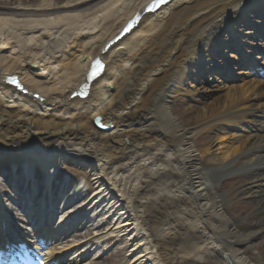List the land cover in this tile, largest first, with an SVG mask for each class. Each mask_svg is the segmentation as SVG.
Masks as SVG:
<instances>
[{
    "label": "bare ground",
    "instance_id": "1",
    "mask_svg": "<svg viewBox=\"0 0 264 264\" xmlns=\"http://www.w3.org/2000/svg\"><path fill=\"white\" fill-rule=\"evenodd\" d=\"M52 1L8 5L0 13V155L22 154L40 164L47 185L52 183L42 197L32 196L31 183L25 185L30 193L23 201L31 215L22 211V220L29 223L19 225L16 233L13 212L22 209V191L10 215L0 201L3 245L19 247L17 258L30 250L39 254L36 264H89L97 253L91 255L85 243L90 246L103 236L101 218L91 215L105 212L117 216L107 232L121 235V241L126 238L132 264H264V249L257 259L245 251L264 238V176L243 188L260 204L261 217L252 224L241 225L227 215L224 195H209L226 175L264 172V79L242 67L259 58L254 53L261 45L241 40L235 31L250 12H257L256 6L264 8V0H173L145 15L108 53V42L152 0H105L89 9L84 7L95 0L63 6ZM222 32H230L237 43L229 41L231 36L222 38ZM232 43L247 56L233 50L228 57L227 51L218 54ZM220 56L233 69L241 66L235 76L243 83L204 102L198 90L187 87L188 79L209 72L214 57ZM98 57L108 65L104 75L91 84L87 99H72L88 82ZM12 76L20 78L29 95L7 83ZM36 94L40 100L34 99ZM180 95L195 114L192 120L181 121L167 105ZM97 118L104 131L96 127ZM207 129L214 132L216 149L198 154L191 137ZM245 154L254 160L236 168ZM204 156H209L208 166L201 167L198 158ZM68 157L91 169L95 187L90 200L77 205L90 216L74 215L71 226L65 224L75 209L57 216L62 209L57 207L71 205L82 187L70 192L71 180H59L51 171L53 161ZM43 205L53 211L52 220L57 212L56 227L55 221L41 219L34 227L32 220L41 216ZM83 221L89 227L85 241L64 244L70 229ZM45 233L47 239L37 243ZM20 243L34 245L30 249ZM12 259L16 256L6 260Z\"/></svg>",
    "mask_w": 264,
    "mask_h": 264
},
{
    "label": "rangeland",
    "instance_id": "2",
    "mask_svg": "<svg viewBox=\"0 0 264 264\" xmlns=\"http://www.w3.org/2000/svg\"><path fill=\"white\" fill-rule=\"evenodd\" d=\"M45 0H36L31 1L28 3L26 0H0V13H2L5 6L8 5L10 7H17L20 5H40L43 4ZM86 0H53L52 2L56 4L57 6H63V5H73L78 2H82ZM105 0H95L91 1V3L84 7V9L93 8L96 5L101 4ZM51 2V3H52ZM263 5L256 6V13L250 12L251 16L249 18H246V22H244L243 26L236 27V32L240 33L241 35H244L250 33L249 30H253L254 27H258L259 24H257V21L259 18L257 17L258 11L260 14H264V8H262ZM34 7V6H33ZM249 13L246 14V17L249 16ZM255 21V22H254ZM255 30V29H254ZM223 38V36H222ZM222 52V51H219ZM215 63L210 64V70L209 72L202 71L200 74H198V77H195V79H188L189 84L187 87L192 90H198L199 91V98L204 102H209L212 97L215 96H223L227 92L231 91L233 89V85L242 84L243 80L242 78H239V76H235V74L238 72V69H233L232 65H227L226 61H224V58L220 57H214ZM191 84V86H190ZM186 96L180 95L177 96V98L170 99L168 102V107H170L171 111L180 118L181 121H189L192 120L194 117V113L191 111L190 107L186 104ZM238 134V133H237ZM191 144L194 146V149L200 154L204 149H210L213 148L212 151L216 149V142H215V135L212 129H207L205 131H198L194 133L191 137ZM22 154H6V155H0V171L7 173L6 170H3V168L8 169V161L12 162L16 161L18 159H22ZM24 159V158H23ZM209 156L199 157L198 158V164L203 167L208 163ZM254 160V156L250 154H245L239 161V163L236 164V168L242 169L246 167L248 164H250ZM23 161H21L22 163ZM55 166L53 169V172H57L59 174H63L66 176L68 172L73 174L74 178H72V181L75 182L76 179L79 177H86L89 183V188L84 189V192L80 196H77V198L84 199L86 196H88L89 192L94 191L93 187V172L88 167L79 164L78 162L72 160V157L64 158L57 160L55 163H53ZM208 166V165H206ZM3 167V168H2ZM21 168V166H19ZM9 170V169H8ZM264 176V172H260L257 176H249L248 174H245L244 172H239L231 175H226L222 179L219 180V184L214 189V191L209 192V195L212 196L213 193H221L224 195V197L228 200L227 206H225V210L227 212V215L235 220L237 223L241 225L245 224H252L257 218L261 210L260 204L256 202L254 199L248 198L246 194L243 192L244 186L250 181H254L257 179H262ZM87 186V185H86ZM75 187V183L72 184L71 188ZM2 188V199L3 201L7 200V196L11 195L9 186ZM40 188V187H39ZM39 188H37L35 194L38 195L40 192ZM9 189V190H8ZM42 190V189H41ZM38 191V193H37ZM255 191H258L257 189ZM8 193V194H7ZM8 208L12 207V202H6L5 203ZM262 215V214H261ZM261 216H259L260 218ZM101 230L103 233V236L101 239L96 240L95 242L104 243L101 246V250L96 251L97 258H93L91 261H89V264H132V259L130 256L129 246L130 244L128 241L125 240L121 241V235L114 233V232H107L109 230L108 228H111L114 224V221H109L106 218L101 219ZM89 230L83 231L82 234H87ZM91 235V234H90ZM75 240V237L72 236L70 238V241ZM83 241L85 239H82ZM105 243L107 245H105ZM97 247V249L99 248ZM103 247V248H102ZM126 248V249H125ZM264 249V238L259 239L255 242V248H249L246 249V254L248 257L256 258L258 256V253L261 252V250ZM95 252V251H94ZM83 264V263H82Z\"/></svg>",
    "mask_w": 264,
    "mask_h": 264
},
{
    "label": "water",
    "instance_id": "3",
    "mask_svg": "<svg viewBox=\"0 0 264 264\" xmlns=\"http://www.w3.org/2000/svg\"><path fill=\"white\" fill-rule=\"evenodd\" d=\"M95 125L100 129V130H105V127L102 125L101 119L97 118L95 121Z\"/></svg>",
    "mask_w": 264,
    "mask_h": 264
},
{
    "label": "snow or ice",
    "instance_id": "4",
    "mask_svg": "<svg viewBox=\"0 0 264 264\" xmlns=\"http://www.w3.org/2000/svg\"><path fill=\"white\" fill-rule=\"evenodd\" d=\"M160 2H161V3H163V2H164V0H160Z\"/></svg>",
    "mask_w": 264,
    "mask_h": 264
}]
</instances>
